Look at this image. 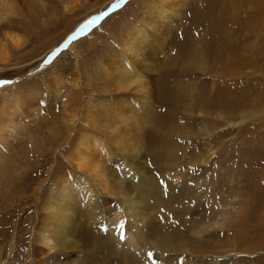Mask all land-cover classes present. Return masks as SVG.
<instances>
[{
  "label": "rangeland",
  "instance_id": "374dc122",
  "mask_svg": "<svg viewBox=\"0 0 264 264\" xmlns=\"http://www.w3.org/2000/svg\"><path fill=\"white\" fill-rule=\"evenodd\" d=\"M66 1L13 0L14 12L0 19V110L15 109L7 126L0 119V264H264V0H178V15L156 30L148 28V0L117 7V0H72L71 8ZM132 26L147 37L130 58L153 76L155 95L140 129L130 124L137 143L128 152L154 170L164 192L158 206L135 202L147 208L154 238L132 243L133 210L121 195L95 188L97 228L85 201L71 206L84 243L42 245L40 207L57 193L56 173L82 179L66 156L90 125L86 116L107 113L111 121L116 98L137 96L117 88L106 67L124 53L121 38ZM75 87L80 113L68 131L61 114ZM167 236L170 245L162 243Z\"/></svg>",
  "mask_w": 264,
  "mask_h": 264
},
{
  "label": "bare ground",
  "instance_id": "6f19581e",
  "mask_svg": "<svg viewBox=\"0 0 264 264\" xmlns=\"http://www.w3.org/2000/svg\"><path fill=\"white\" fill-rule=\"evenodd\" d=\"M177 1L178 0H148V4L144 11V13L148 15V23L146 22L148 24V28L156 30V28L158 29V26H169L171 20L178 15L177 11L180 7H176L177 5L175 6ZM66 2L67 4H71L72 0H67ZM69 6L71 8L72 4ZM14 10L15 5L13 0H0V19H2L1 16L3 14L4 16L12 14ZM16 33L17 32L10 37L11 41L15 45L22 43L23 40L17 35L18 33ZM5 35L8 36L9 34ZM146 37L147 35L143 31L136 28V26H132L121 38L124 53L112 54L106 61V63L108 62L106 65L108 69L107 76L110 81L113 80L114 85H116L117 88H131L136 91L135 94L137 96L132 101L126 97L116 98L111 106L113 117H111V121H108L107 118L109 116L106 115L107 113L105 114L106 117L103 116L104 118H100L97 115V117H93L94 115L92 117L90 115L86 116L88 118H92L90 119L91 123L88 126H83L82 130H80L78 134L72 138L66 156L69 168L77 173V177L82 176V179L74 180L72 177L73 181H69L68 176H66L68 173H66L65 169L59 168L60 170L56 173V183L54 184L57 189V193L55 195L45 193L47 196L45 195L46 197L41 202L42 206L40 205V208L44 212V217H41V213V219H38V229L36 227V239L40 244L49 246L50 241L56 239V241L65 248L76 247L78 245L79 239L82 237L83 230L80 228L79 224L77 225V223H74V213H71V206L79 200L85 201L86 207H84L86 217L92 218L96 228L99 226L96 222L97 214L95 215V211L99 209L100 205H98V202L94 199L93 190L95 188L100 190L105 189L111 194L121 195L122 203L126 205V207L124 206L125 211L128 213L130 210H133V214L131 216L137 220L138 226L136 228H129L132 232V243H144L151 237L154 238L153 234L156 231L154 229L155 227L152 223L146 221V217L144 218L143 215V210L146 207L138 206L135 202H144V204L147 203L150 206H158V204H161L164 200V192L158 185V180L154 170L140 165L134 160L133 153H129V149L133 146L132 141H134L130 135V128L131 126H135L137 129V125H139L142 119L151 115L148 113H150L149 108L151 103H153V95H155L154 89L152 88L154 85L153 76L146 73L140 65H137L135 60L136 58H133L134 60L130 58L138 53L136 47L140 44L139 39L146 40ZM3 47L4 44L0 43V52L4 51ZM62 77V75L53 77V79H51V86L56 87L55 89L59 88L62 79H64V77ZM73 81H75V79H73ZM78 93L79 92L76 87L75 89H72L67 94L63 105V114L61 115L64 125L68 131H70L73 127L76 116L80 110V101L77 98ZM19 99L20 98L16 96L9 97V101H15V103H13L16 104V106L19 105ZM4 107L5 108L0 110V119H2V121L6 124L5 126H7V123H11L12 121V115L15 109H8L7 106ZM84 121H87V119ZM53 127L50 128L52 129ZM53 129H55V127ZM204 131H206V129ZM131 149H133V147ZM111 161H113L115 165H118L121 169L122 176L124 174V176L127 177H125V179H128L126 182L129 181V183H126L123 177H117V170H113L110 167ZM75 190H77L76 197L74 196L76 199L71 194L72 191ZM83 221L84 220H82V222ZM91 225L88 224L90 227ZM88 229L89 227L87 230ZM89 230H95V228ZM170 239V236H167L162 243L170 245ZM90 240H92V237ZM82 242L84 243V241ZM82 242L80 243L82 244ZM56 245L58 244L56 243ZM199 264L210 263L204 262Z\"/></svg>",
  "mask_w": 264,
  "mask_h": 264
},
{
  "label": "snow or ice",
  "instance_id": "6c2138e0",
  "mask_svg": "<svg viewBox=\"0 0 264 264\" xmlns=\"http://www.w3.org/2000/svg\"><path fill=\"white\" fill-rule=\"evenodd\" d=\"M123 2H124V0H117V3L115 5H113V7H117L120 3H123ZM86 26L87 25H85L84 27H86ZM80 31H83V28H81ZM52 55H55V52ZM50 60H51V57H49L48 59H46L44 61V63L45 64H48V63H50ZM3 83H9V82L8 81H4ZM161 182L163 183V181H161ZM149 255H151V254H149Z\"/></svg>",
  "mask_w": 264,
  "mask_h": 264
}]
</instances>
